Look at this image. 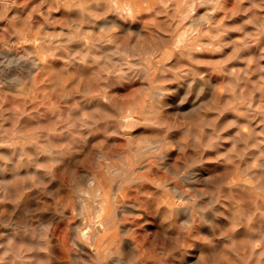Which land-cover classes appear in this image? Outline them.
<instances>
[{"label":"rangeland","instance_id":"374dc122","mask_svg":"<svg viewBox=\"0 0 264 264\" xmlns=\"http://www.w3.org/2000/svg\"><path fill=\"white\" fill-rule=\"evenodd\" d=\"M2 2L0 264H264V0Z\"/></svg>","mask_w":264,"mask_h":264},{"label":"bare ground","instance_id":"6f19581e","mask_svg":"<svg viewBox=\"0 0 264 264\" xmlns=\"http://www.w3.org/2000/svg\"><path fill=\"white\" fill-rule=\"evenodd\" d=\"M33 1V3H34V0H32ZM45 1H48L51 5H52V11L53 10H55L56 9V5H57V8L60 6V5H63V7H64V13H66V14H70V13H72L73 14V12L74 11H81L82 13H84V12H87V11H89L91 8H92V6H91V4L90 3H88V1L89 0H56V3H54V1L55 0H45ZM110 1H112V0H110ZM206 1V0H205ZM2 3H4L6 6H8L10 3H16V0H3V2ZM96 3H97V5H96V7L98 8V9H100L102 6H103V0H96ZM145 4H147V3H145ZM196 4V3H195ZM118 5V4H117ZM148 5V4H147ZM17 6V5H16ZM25 6V5H24ZM121 5H118V7H120ZM149 6V5H148ZM164 6V5H163ZM188 6H189V4L188 3H186V8H187V10H188ZM37 7V6H36ZM10 8V7H9ZM16 7L14 6V9H15ZM38 8V10H40V8L41 7H37ZM49 8V7H48ZM185 8V9H186ZM213 8H214V11H212V12H210V13H208V14H205L204 16H202L201 18H195V19H191V20H189V22L191 23V25L193 26V28L195 29V31L198 33V34H201L202 36H207V34H208V31L207 30H209V31H211L213 28H214V20H215V18L217 17V15H216V11H217V9H218V6L216 5V4H213ZM118 9V8H117ZM194 9V8H193ZM34 10V9H33ZM32 10V11H33ZM48 10V9H47ZM60 10V9H59ZM8 11H9V9H8ZM61 11V10H60ZM62 11H63V9H62ZM61 11V12H62ZM117 11V10H116ZM120 11V10H119ZM119 11H117V12H119ZM15 12V11H14ZM59 12V11H58ZM77 12H75V13H77ZM49 14L51 13V11H49L48 12ZM55 13V12H54ZM187 13H188V15H190V12H188L187 11ZM4 14V13H3ZM11 14V13H10ZM112 14V13H111ZM120 14V13H119ZM164 14V13H163ZM58 15V14H57ZM56 14H55V16H57ZM109 15V14H108ZM112 15H114V14H112ZM111 15V16H112ZM121 15V14H120ZM120 15H119V17H120ZM147 15V14H146ZM5 16V18L6 19H8L9 17H10V15L8 14V12H7V14L6 15H4ZM3 15H2V17H4ZM52 16V15H51ZM105 17V16H104ZM127 17V16H126ZM4 18V19H5ZM32 18H34V15H33V17ZM48 18V17H47ZM139 18V17H138ZM162 18H164V17H162ZM235 18V17H234ZM52 19V18H51ZM122 19V18H121ZM129 19V18H128ZM127 19V20H128ZM114 20H115V17H114ZM179 20V19H178ZM31 21H32V19H31ZM107 21H108V19L107 18H102V19H99V20H95V24L97 25V27L99 28V29H101V28H103L104 26H105V24L107 23ZM116 21V20H115ZM114 21V22H115ZM118 21H120L119 19H118ZM6 22V21H5ZM30 22V21H29ZM29 22L27 23V24H29ZM109 22V21H108ZM113 22V23H114ZM124 22V21H123ZM4 23V22H3ZM112 23V24H113ZM115 23H117V25H118V22L116 21ZM114 23V24H115ZM73 24V23H72ZM111 24V25H112ZM120 24V23H119ZM135 24V23H134ZM204 24H206L207 25V28L206 29H204L203 27H202V25H204ZM1 25V24H0ZM45 25H47V24H45ZM108 26H111V25H109V24H107ZM106 25V26H107ZM121 25V24H120ZM123 25V24H122ZM247 25V24H246ZM113 26V25H112ZM2 27V26H1ZM60 27V26H59ZM122 27V26H121ZM138 27H140L139 25H138ZM35 28H37V27H35ZM47 28V27H46ZM123 28V27H122ZM125 28H127V27H125ZM130 28H131V26H130ZM57 29V28H56ZM124 29V28H123ZM190 29H192V28H190ZM189 29V30H190ZM246 29H247V27H246ZM249 29V28H248ZM58 30V29H57ZM127 30V29H126ZM126 30H123V32L125 31L126 32ZM142 30V29H141ZM180 30H182V29H180ZM27 31V30H26ZM129 31H130V29H129ZM139 31V30H138ZM184 31V30H183ZM182 31V32H183ZM122 32V33H123ZM174 32V31H173ZM181 32V31H180ZM7 33V32H6ZM11 33V32H10ZM88 32H86L85 31V33H83L84 34V43H86V44H90L91 43V37L87 34ZM135 33V32H134ZM184 33V32H183ZM187 32H186V30H185V34H186ZM141 34V33H140ZM143 34V33H142ZM184 34V35H185ZM8 35H10V34H8ZM136 35H137V31H136ZM146 35V34H145ZM175 35V34H174ZM178 36H176V39H174L175 41V44L177 45V46H181L183 43H184V40L186 39L185 37H184V35H180V33L179 34H177ZM168 36V35H167ZM230 36H232V35H230ZM241 36V35H240ZM14 37V36H13ZM138 37V36H137ZM208 37V36H207ZM10 38V37H9ZM125 38H127V37H125ZM133 38V37H132ZM172 38V37H171ZM175 38V37H174ZM98 40H99V44L98 45H101V41H102V38H98ZM136 40V39H135ZM134 40V41H135ZM170 40H172V39H170ZM247 40V39H246ZM45 41V40H44ZM133 41V40H132ZM142 41V40H141ZM173 41V40H172ZM198 42V44H201V42L204 44L205 43V46H212V45H214V43H215V41H213V40H210V41H207V42H204L203 41V38L202 39H198L197 40ZM5 42H7V41H5ZM9 42V41H8ZM42 42V41H41ZM55 42V41H54ZM73 42V41H72ZM129 42H130V40H129ZM11 43V42H10ZM127 43V42H126ZM42 44V43H41ZM113 45V44H112ZM136 45V44H135ZM164 45V44H163ZM174 45V44H173ZM39 46V45H38ZM169 46V45H168ZM175 46V45H174ZM192 46V45H191ZM45 47V46H44ZM78 47V46H77ZM126 47V46H125ZM176 47V46H175ZM111 48V47H110ZM113 48V47H112ZM176 48H178V47H176ZM4 49V48H3ZM7 49V48H6ZM109 49V48H108ZM138 50H139V48H137ZM153 49V48H152ZM106 50V49H105ZM127 50V49H126ZM135 50V49H134ZM133 50V51H134ZM107 51V50H106ZM140 51V50H139ZM190 51V50H189ZM192 52V51H191ZM108 53V52H107ZM131 53V52H130ZM168 53V52H167ZM4 54V53H3ZM11 54V53H10ZM109 54V53H108ZM158 54V53H157ZM15 55V54H14ZM57 55V54H56ZM112 55V54H111ZM191 55V54H190ZM16 56V55H15ZM130 56V55H129ZM158 56V55H157ZM143 57V56H142ZM12 58H14L15 59V57H12ZM71 58V57H70ZM114 58V57H113ZM116 58V57H115ZM131 58V57H130ZM156 58V57H155ZM17 59V58H16ZM19 59H21V58H19ZM118 59V58H117ZM127 59V58H126ZM133 59V58H132ZM34 60H36V57H35V59ZM105 60V59H104ZM113 60H115V59H113ZM137 60V59H136ZM138 60H140V59H138ZM137 60V61H138ZM172 60V59H171ZM174 60V59H173ZM172 60V61H173ZM13 61V60H12ZM20 61V60H19ZM19 61H18V63H19ZM39 61V60H38ZM121 61V60H120ZM132 61V60H131ZM156 61V60H155ZM155 61H153V62H155ZM181 61V60H180ZM34 62L35 61H33L32 62V60H31V63H29L30 65H32V64H34ZM133 62V61H132ZM139 62H141V61H139ZM8 63V62H7ZM21 63H23V62H20V64ZM123 63V62H122ZM145 63V62H144ZM165 63V62H164ZM175 63V62H174ZM177 63V62H176ZM36 65H37V63H35ZM105 64V63H104ZM134 64V63H133ZM139 64V63H138ZM148 64V63H147ZM146 64V65H147ZM111 65V64H110ZM162 65H163V63H162ZM161 65V66H162ZM33 66V65H32ZM35 66V65H34ZM33 66V67H34ZM39 66H41V65H39ZM130 66V65H129ZM128 66V67H129ZM163 66H165V65H163ZM162 66V67H163ZM171 66V65H170ZM173 66V65H172ZM27 67V66H26ZM28 67H29V65H28ZM152 67H154V66H152ZM152 67H150V68H152ZM149 68V69H150ZM123 69H125V68H123ZM164 69V68H163ZM33 70V69H32ZM35 70V69H34ZM131 70V69H130ZM130 70H128V72L130 71ZM147 70H148V68H147ZM161 70H162V68H161ZM166 70V69H165ZM185 70H187V69H185ZM13 71V70H12ZM16 71V70H15ZM14 71V72H15ZM112 71V70H111ZM158 71V70H157ZM178 71V70H177ZM176 71V72H177ZM29 71H27V73H28ZM110 72V71H109ZM108 72V73H109ZM124 72H125V70H124ZM132 72V71H131ZM143 72V71H142ZM8 73V72H7ZM18 73V72H17ZM122 73V72H121ZM11 74V73H10ZM110 74V73H109ZM129 74V73H128ZM145 74V73H144ZM158 74V73H157ZM8 75V74H7ZM13 75H14V73H13ZM12 75V76H13ZM179 75V74H178ZM10 76V75H9ZM29 76V75H28ZM161 76V75H160ZM166 76V75H165ZM174 76V75H173ZM157 77H159V75L157 76ZM170 77V76H169ZM129 78V77H128ZM148 78H149V76H148ZM160 78V77H159ZM9 80H11L10 78H8ZM161 79V78H160ZM197 79V78H196ZM144 80V79H143ZM209 80V79H208ZM192 80H190L189 81V85H190V82H191ZM202 81V80H201ZM9 82V81H8ZM8 82H7V84H8ZM130 82V81H129ZM200 82V81H199ZM215 82V81H214ZM213 82V83H214ZM15 83V82H14ZM13 83V84H14ZM150 83V82H149ZM216 83V82H215ZM12 84V88L15 86V85H13ZM147 84V83H146ZM181 84H183V83H181ZM202 84V83H201ZM200 84V85H201ZM176 85H178V84H176ZM205 85V84H204ZM210 85V84H209ZM214 85V84H213ZM8 86H9V84H8ZM70 86V85H69ZM139 86H140V84H139ZM148 86V85H147ZM258 86V85H257ZM85 87V86H84ZM89 87V86H88ZM138 87V86H137ZM143 86H141V89H144V87L142 88ZM149 87V86H148ZM172 87V86H171ZM184 87H186V86H184ZM213 87V86H212ZM139 88V87H138ZM150 88V87H149ZM152 88V87H151ZM178 88H179V86H178ZM177 88V89H178ZM189 88L190 87H188V85H187V89L189 90ZM205 88V87H204ZM214 88V87H213ZM148 89V88H147ZM171 89H173V88H171ZM208 89H211V86H210V88H207V90ZM9 90V89H8ZM194 90V89H193ZM197 90L199 91V89L197 88ZM201 90H202V88H201ZM212 90V89H211ZM210 90V91H211ZM15 91V90H14ZM141 91V90H140ZM66 92V91H65ZM64 92V93H65ZM138 92V91H137ZM143 93H145V92H143ZM201 93H203V92H201ZM206 93V92H205ZM156 94H160V91H157L156 92ZM176 94V93H175ZM63 96V95H62ZM97 96V95H96ZM148 96V95H147ZM184 96V95H183ZM210 96H211V94H210ZM66 97H67V95H66ZM196 97V96H195ZM213 97V96H212ZM104 98V97H103ZM146 98V97H145ZM177 98V97H176ZM105 99V98H104ZM169 99V98H168ZM187 99V98H186ZM64 100H65V98H64ZM148 100V99H147ZM92 101V100H91ZM96 101V100H95ZM106 101V100H105ZM151 101V100H150ZM166 101V100H165ZM170 101V100H169ZM210 101H212V99H210ZM93 102V101H92ZM103 102V101H102ZM131 102V101H130ZM192 102H194V101H192ZM203 103H204V101H203ZM208 103V102H207ZM81 104V103H80ZM83 104V103H82ZM86 104V103H85ZM99 104V103H98ZM126 104V103H125ZM154 104V103H153ZM200 104V103H199ZM213 104V103H212ZM211 104V105H212ZM92 105V104H91ZM101 105V104H100ZM130 105V104H129ZM147 105V104H146ZM155 105V104H154ZM197 105V104H196ZM202 105V104H201ZM103 106V105H102ZM135 106V105H134ZM166 106V105H165ZM198 106V105H197ZM106 107H108V103H107V106ZM105 107V108H106ZM146 107V106H145ZM150 107V106H149ZM156 107H157V104H156ZM220 107V106H219ZM90 108V107H89ZM127 108V107H126ZM150 108H152V107H150ZM190 108V107H189ZM197 108V107H196ZM107 109H109L110 110V108L108 107ZM146 109V108H145ZM148 109V108H147ZM146 109V110H147ZM163 109V108H162ZM195 109V108H194ZM88 110V109H87ZM130 110V109H129ZM132 110V109H131ZM142 110V109H141ZM149 110H151V109H149ZM153 110H155V109H153ZM152 110V111H153ZM227 110V109H226ZM113 111H115L114 109H113ZM144 112H145V110H143ZM156 111V110H155ZM248 111V110H247ZM36 112V111H35ZM144 112H143V114H144ZM140 113V112H139ZM72 114V113H71ZM123 114V113H122ZM135 114V113H134ZM141 114H142V112H141ZM247 114H248V112H247ZM222 115H224V114H222ZM249 115V114H248ZM121 116V115H120ZM141 116V115H140ZM152 116V115H151ZM176 117V116H175ZM121 118V117H120ZM132 118V117H131ZM147 118V117H146ZM110 119V118H109ZM132 119H134L135 120V118H134V116H133V118ZM151 119V118H150ZM150 119H149V121H150ZM152 119H153V117H152ZM127 120V119H126ZM145 120V119H144ZM109 121V120H108ZM113 121V120H112ZM255 121V120H254ZM105 122V121H104ZM138 124V123H137ZM141 124H143V123H141ZM153 124V123H152ZM219 124V123H218ZM117 125H118V123H117ZM149 125H150V122H149ZM258 125V124H257ZM253 126V125H252ZM108 127V126H107ZM118 127V126H117ZM119 128V127H118ZM129 128V127H128ZM260 128V127H259ZM87 129V128H86ZM120 129V128H119ZM123 129V128H122ZM256 129V128H255ZM85 131V130H84ZM218 131V130H217ZM3 132V131H2ZM118 132V131H117ZM90 133V132H89ZM86 134V133H85ZM224 134V133H223ZM18 135V134H17ZM124 135H126V134H124ZM138 135V134H137ZM15 136H16V134H15ZM145 136V135H144ZM148 136V135H147ZM220 136V135H219ZM258 136V135H257ZM10 137V136H9ZM16 137H18L19 138V136H16ZM22 137V136H21ZM149 137H150V135H149ZM176 137V136H175ZM12 138V137H11ZM24 138V137H23ZM88 138V137H87ZM89 138H90V135H89ZM89 138H88V140H89ZM86 139V138H85ZM173 139V138H172ZM175 139V138H174ZM178 139V138H177ZM81 140V139H80ZM87 140V139H86ZM147 140H149V139H147ZM159 140V139H158ZM158 140L156 141L157 142V145H159L158 144ZM151 141V140H150ZM152 141H155V140H152ZM78 142V141H77ZM82 142V141H81ZM218 142H219V140H218ZM181 143V142H180ZM147 144V143H146ZM152 144V143H151ZM220 145V144H219ZM1 146V145H0ZM3 146V145H2ZM144 146H146V145H144ZM143 146V147H144ZM178 146V145H177ZM261 146V145H260ZM259 146V147H260ZM264 146V145H263ZM141 147V146H140ZM142 147V150H144V148ZM152 148H153V146H151ZM155 148H158V146L156 147V144H155ZM85 149H86V145H85ZM147 149H149V148H147ZM213 149H215V147L213 148ZM263 149V148H262ZM153 150V149H152ZM148 151H150V150H148ZM161 151V150H160ZM159 151V152H160ZM179 151H181L180 149H179ZM4 152H5V150H4ZM141 152V151H140ZM139 152V155L140 154H142V153H140ZM156 152H158V150L156 151ZM217 152H218V150H217ZM25 153V152H24ZM161 153H163V152H161ZM249 153V152H248ZM262 153V152H261ZM99 154V153H98ZM165 155H167L166 153H164ZM164 154H163V156H164ZM8 155V154H7ZM14 155H15V153H14ZM151 155V154H150ZM16 156H17V154H16ZM100 156H102V155H100ZM149 156V155H148ZM170 156V155H169ZM10 157H11V155H10ZM144 157V156H143ZM155 157V156H154ZM171 157V156H170ZM246 157H247V155H246ZM12 158V157H11ZM135 158H136V155H135ZM158 158H160V157H158ZM157 158V159H158ZM163 158V157H162ZM172 158V157H171ZM120 159V158H119ZM155 159V158H154ZM145 160V159H144ZM158 160H161V159H158ZM167 161H168V159H167ZM171 161H172V159H171ZM190 162V161H189ZM261 162H263V161H261ZM126 163V162H125ZM167 163H169V162H167ZM191 163V162H190ZM127 164V163H126ZM170 164V163H169ZM169 164H167V165H169ZM174 164V163H173ZM180 164V163H179ZM242 164H244V163H242ZM141 165V164H140ZM148 165V164H147ZM156 165V164H155ZM163 165V164H162ZM166 164H165V167L168 169V166H167ZM175 165V164H174ZM177 165V164H176ZM264 165V164H263ZM178 166V165H177ZM193 166H195V165H193ZM117 167V166H116ZM119 167V166H118ZM141 167H142V165H141ZM144 167H145V165H144ZM174 167V166H173ZM181 167H183V166H181ZM195 167H197V166H195ZM202 167V166H201ZM135 168V167H134ZM140 168V167H139ZM155 168V167H154ZM175 168V167H174ZM173 168V169H174ZM191 168V167H190ZM242 168V167H241ZM18 169V168H17ZM140 169H142V168H140ZM178 169V168H177ZM264 169V168H263ZM5 170V169H4ZM3 170V171H4ZM136 170V169H135ZM137 170H139V169H137ZM155 170V169H154ZM179 170V169H178ZM183 169H180V172L179 173H182L181 171H182ZM191 170V169H190ZM193 170V169H192ZM195 170V169H194ZM199 170H201V169H199ZM205 170V169H204ZM2 171V172H3ZM118 172H119V169L117 170ZM123 171V170H122ZM145 171V170H144ZM177 171V170H176ZM257 171H258V169H257ZM261 171V170H260ZM118 172H116V173H118ZM124 172V171H123ZM141 172V171H140ZM147 172H148V170H147ZM166 172V171H165ZM188 172H190V171H188ZM196 172V171H195ZM225 172V171H224ZM120 173H122V172H120ZM132 173V172H131ZM191 173H192V171H191ZM201 173V172H200ZM3 174H4V172H3ZM123 174V173H122ZM129 174V173H128ZM174 174H176L175 172H174ZM173 174V175H174ZM194 174V173H193ZM192 174V175H193ZM195 174H197V173H195ZM202 174V173H201ZM211 174V173H210ZM5 175V174H4ZM126 175H127V173H126ZM149 175V174H148ZM188 175V174H187ZM1 176H2V174H1ZM152 176V175H151ZM183 177L181 178L182 180H184L183 178H185V176H186V173H185V176L184 175H182ZM193 176H195V175H193ZM5 177H6V175H5ZM121 177V176H120ZM129 177V176H128ZM131 177V176H130ZM191 177V176H190ZM189 177V178H190ZM197 177V176H196ZM254 177V176H253ZM123 178V177H122ZM121 178V179H122ZM126 178V177H125ZM188 178V177H187ZM187 178H185V180L187 179ZM192 178V177H191ZM194 178V177H193ZM202 178V177H201ZM255 178V177H254ZM1 179H2V177H1ZM6 179V181H7V177L5 178ZM4 179V180H5ZM121 179H120V181H121ZM135 179V178H134ZM159 179H162V178H159ZM179 179V178H178ZM203 179V178H202ZM3 180V179H2ZM3 180V181H4ZM119 180V179H118ZM124 180V178L122 179V181ZM148 180V179H147ZM191 180H193V179H191ZM3 181H2V183H3ZM92 181H94V180H92ZM92 181H90V182H92ZM121 181V182H122ZM133 181V180H132ZM131 181V182H132ZM186 181H189V183H190V180H186ZM99 182V181H98ZM118 182V181H117ZM131 182H129V183H131ZM194 182V181H193ZM258 182V181H257ZM238 184H240V183H242V182H237ZM259 183V182H258ZM257 183V184H258ZM5 184V183H4ZM96 184V183H95ZM163 184V183H162ZM197 184V183H196ZM91 185V184H90ZM163 185H165V184H163ZM166 185H168V183L166 184ZM187 185V184H186ZM189 185V184H188ZM194 186H195V184H193ZM243 185H245V184H243ZM247 185V184H246ZM245 185V186H246ZM190 186V185H189ZM193 186V187H194ZM254 186V185H253ZM76 187V186H75ZM101 187V186H100ZM237 187V186H236ZM239 187V186H238ZM250 187V186H249ZM176 188V187H175ZM240 188V187H239ZM251 188V187H250ZM174 189V188H173ZM179 189V188H178ZM79 190V189H78ZM100 190V189H99ZM255 190H256V187H255ZM86 191V190H85ZM176 191V190H175ZM174 191V192H175ZM179 191V190H178ZM11 192H13L12 190H11ZM79 192V191H78ZM81 192V191H80ZM114 193H115V191H114ZM36 194V193H35ZM101 194V193H100ZM177 194H179V193H177ZM82 195V194H81ZM89 195V194H88ZM102 195V194H101ZM179 195H182V192L179 194ZM81 197V196H80ZM83 197H84V195H83ZM112 198H114V196L112 197ZM177 198V197H176ZM82 199V198H81ZM85 199V198H84ZM181 199H183L182 197L180 198V200ZM78 200H79V198H78ZM99 200H101V199H98V201ZM215 200V199H214ZM79 201H81V200H79ZM78 201V202H79ZM108 201V200H107ZM115 201V200H114ZM128 201V200H127ZM134 201V200H133ZM83 202V201H82ZM103 202H105V201H103ZM87 203V202H86ZM90 203V202H89ZM89 203H87V206H88V204ZM106 203V202H105ZM116 203H117V201H116ZM169 203V202H168ZM79 204V203H78ZM81 204V203H80ZM83 204V203H82ZM84 204H85V202H84ZM107 204V203H106ZM260 204V203H259ZM105 205V204H104ZM130 205H131V203H130ZM170 205V204H169ZM262 205V204H261ZM79 206V205H78ZM121 206V205H120ZM179 206V205H178ZM177 206V207H178ZM201 206V205H200ZM86 207V206H85ZM118 207V206H117ZM132 207V206H131ZM189 207H191V206H189ZM260 207V206H259ZM81 208H83V206L81 207ZM122 208V207H121ZM134 208V207H133ZM136 208V207H135ZM187 208V207H186ZM200 208V207H199ZM94 209V208H93ZM92 209V210H93ZM127 209V208H126ZM174 209V208H173ZM179 209V208H178ZM243 209V208H242ZM87 210V209H86ZM128 210V209H127ZM176 210V209H175ZM184 209H181V210H179V211H183ZM96 211V210H95ZM104 211H105V209L104 208H102V210H101V214L102 213H104ZM113 211V210H112ZM114 211H115V209H114ZM138 211V210H137ZM136 211V212H137ZM140 211V210H139ZM86 212V211H85ZM88 212V211H87ZM126 212V211H125ZM128 212H129V210H128ZM174 212V211H173ZM186 212V211H185ZM184 212V213H185ZM190 212V211H189ZM83 213V212H82ZM98 213V212H97ZM115 213H116V211H115ZM175 213H177V214H179V212L177 211V212H175ZM80 214H81V211H80ZM118 214V213H117ZM182 214V213H181ZM246 214V213H245ZM95 215H96V213H95ZM121 215V214H120ZM144 215V214H143ZM185 215H187V214H185ZM191 215H192V213H191ZM200 215H201V212H200ZM204 215V214H203ZM210 215V214H209ZM189 216H190V214H189ZM97 217V216H96ZM99 217V216H98ZM209 217V216H208ZM2 218V217H1ZM50 218V217H49ZM100 218V217H99ZM98 218V219H99ZM40 219V218H39ZM188 219V218H187ZM190 219H192V218H190ZM2 220V219H1ZM101 220V219H100ZM106 220V222H107V219H105ZM108 220H110V218L108 219ZM38 221V220H37ZM43 221V220H42ZM184 221V220H183ZM182 221V222H183ZM237 221V220H236ZM45 222V221H44ZM105 222V221H104ZM109 222H107L106 223V225L108 224ZM118 223V222H117ZM223 223V222H222ZM50 224V223H49ZM87 224V223H86ZM93 224V223H92ZM95 224V223H94ZM93 224V225H94ZM8 225V224H7ZM7 225H1V226H7ZM46 225V224H45ZM82 225V224H81ZM99 225V224H98ZM109 225H110V223H109ZM150 225V224H149ZM192 225V224H191ZM47 226V225H46ZM105 226V225H104ZM114 226V225H113ZM96 227H97V225H96ZM111 227V226H110ZM157 227V226H156ZM191 227V226H190ZM99 228V227H98ZM100 228H102V227H100ZM105 228H106V226H105ZM120 228V227H119ZM122 228V227H121ZM7 229V228H6ZM104 229V228H103ZM111 229V228H110ZM119 230V229H118ZM119 231H121V230H119ZM123 231V230H122ZM78 232V231H77ZM122 233V232H121ZM95 234V233H94ZM96 234H97V231H96ZM95 234V235H96ZM125 234V233H124ZM74 236V235H73ZM78 236L79 237H86L87 235H86V233H81V232H79L78 233ZM96 237H97V235H96ZM126 237V236H125ZM264 237V236H263ZM93 238V237H92ZM95 238V237H94ZM93 238V239H94ZM127 238V237H126ZM171 238V237H170ZM78 239V238H77ZM119 240V239H118ZM213 240H214V238H213ZM218 240V239H217ZM95 241V240H94ZM129 241V240H128ZM128 241H127V243H128ZM261 241H263V240H261ZM55 242V241H54ZM211 241H209V243H210ZM215 242V241H214ZM217 242V241H216ZM77 243H78V241H77ZM94 243H96V242H93V244ZM263 243V242H262ZM80 244V243H79ZM78 244V245H79ZM92 244V243H91ZM91 244L89 245V246H91ZM101 244V243H100ZM129 244V243H128ZM264 245V244H263ZM81 247H83L82 245H80ZM126 246V245H125ZM196 247V246H195ZM213 247V246H212ZM38 248V247H37ZM37 248H36V250H37ZM120 248V247H119ZM132 248V247H131ZM198 248V247H197ZM204 248V247H203ZM6 249V248H5ZM78 249V248H77ZM81 249V248H80ZM82 249H84V247L82 248ZM122 250L121 251H123V247L121 248ZM205 249V248H204ZM262 249V248H261ZM57 250V249H56ZM55 250V251H56ZM79 250V249H78ZM86 251L88 250V249H85ZM95 250V249H94ZM93 249L91 250L92 252L94 251ZM58 251V250H57ZM79 251H81V250H79ZM90 251V252H91ZM110 252H111V250H109ZM133 251V250H132ZM197 251H198V249H197ZM207 251V250H206ZM256 251V250H255ZM34 252V251H33ZM89 252V251H88ZM103 252V251H102ZM188 252V251H187ZM71 253V252H70ZM108 253V252H107ZM106 253V254H107ZM122 253V252H121ZM131 253V252H130ZM127 254V255H129V258H130V255L131 254ZM133 253H134V251H133ZM132 253V255H135V254H133ZM189 253V252H188ZM194 253V252H193ZM205 253V252H204ZM257 253V252H256ZM22 254V253H21ZM85 254V253H84ZM84 254L83 253H81V255L82 256H84ZM109 254H111V255H114V254H112V252L111 253H109ZM137 254V253H136ZM72 255V254H71ZM94 256L96 255V253L95 254H93ZM131 255V256H132ZM240 255V254H239ZM74 256H75V254H74ZM81 256V257H82ZM86 256V255H85ZM107 256V255H106ZM116 256V258H118L117 257V255H115ZM200 256V255H199ZM197 257H198V255H197ZM256 257V256H255ZM254 257V258H255ZM75 258V257H74ZM87 258V257H86ZM107 258V257H106ZM110 257H108V259H109ZM128 258V257H127ZM134 258V257H133ZM132 258V259H133ZM146 258V257H145ZM148 258V257H147ZM253 258V259H254ZM96 259H99L100 260V258H96ZM120 259V258H119ZM122 259V258H121ZM126 259V258H125ZM142 259H144V258H142ZM229 259V258H228ZM227 259V260H228ZM241 259V258H240ZM252 259V258H251ZM252 259V260H253ZM118 260V259H117ZM127 260L128 259H126V262H127ZM129 260H131V258L129 259ZM145 260V259H144ZM246 260V259H245ZM251 260V261H252ZM78 261V260H77ZM76 261V262H77ZM118 262V261H117ZM120 262V261H119ZM121 262H124V260L123 261H121ZM241 262V261H240ZM244 262V261H243ZM253 262V261H252ZM127 264V263H126ZM246 264V263H245Z\"/></svg>","mask_w":264,"mask_h":264}]
</instances>
